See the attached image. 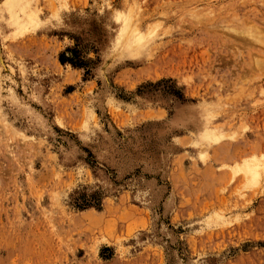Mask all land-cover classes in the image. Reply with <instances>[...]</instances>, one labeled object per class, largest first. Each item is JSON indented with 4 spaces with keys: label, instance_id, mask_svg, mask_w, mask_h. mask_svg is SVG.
I'll return each mask as SVG.
<instances>
[{
    "label": "rangeland",
    "instance_id": "obj_1",
    "mask_svg": "<svg viewBox=\"0 0 264 264\" xmlns=\"http://www.w3.org/2000/svg\"><path fill=\"white\" fill-rule=\"evenodd\" d=\"M0 264H264V0H0Z\"/></svg>",
    "mask_w": 264,
    "mask_h": 264
},
{
    "label": "trees",
    "instance_id": "obj_2",
    "mask_svg": "<svg viewBox=\"0 0 264 264\" xmlns=\"http://www.w3.org/2000/svg\"><path fill=\"white\" fill-rule=\"evenodd\" d=\"M59 61H60V63H62V64L66 63V62H70V63H72V61L66 59L63 55H60V57H59ZM72 65H75V64H72Z\"/></svg>",
    "mask_w": 264,
    "mask_h": 264
},
{
    "label": "bare ground",
    "instance_id": "obj_3",
    "mask_svg": "<svg viewBox=\"0 0 264 264\" xmlns=\"http://www.w3.org/2000/svg\"><path fill=\"white\" fill-rule=\"evenodd\" d=\"M248 175V174H247ZM248 176H250V175H248Z\"/></svg>",
    "mask_w": 264,
    "mask_h": 264
}]
</instances>
